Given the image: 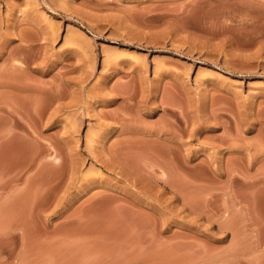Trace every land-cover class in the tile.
<instances>
[{
  "label": "rangeland",
  "instance_id": "374dc122",
  "mask_svg": "<svg viewBox=\"0 0 264 264\" xmlns=\"http://www.w3.org/2000/svg\"><path fill=\"white\" fill-rule=\"evenodd\" d=\"M0 264H264V0H0Z\"/></svg>",
  "mask_w": 264,
  "mask_h": 264
},
{
  "label": "crops",
  "instance_id": "0c3cea01",
  "mask_svg": "<svg viewBox=\"0 0 264 264\" xmlns=\"http://www.w3.org/2000/svg\"><path fill=\"white\" fill-rule=\"evenodd\" d=\"M84 211L85 209L83 207L67 204L64 207V212L61 218L62 225L71 224L75 220V217L80 213H84Z\"/></svg>",
  "mask_w": 264,
  "mask_h": 264
}]
</instances>
